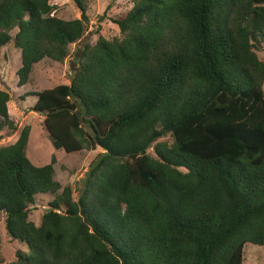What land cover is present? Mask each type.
I'll list each match as a JSON object with an SVG mask.
<instances>
[{
    "label": "trees",
    "instance_id": "16d2710c",
    "mask_svg": "<svg viewBox=\"0 0 264 264\" xmlns=\"http://www.w3.org/2000/svg\"><path fill=\"white\" fill-rule=\"evenodd\" d=\"M72 1L80 18L63 20L49 0H0L17 88L75 45L70 83L27 95L53 148L102 150L74 198L55 156L27 158L28 126L0 147V217L24 246L6 264H243L264 246V0H133L94 40ZM9 101L0 90V140L17 132Z\"/></svg>",
    "mask_w": 264,
    "mask_h": 264
},
{
    "label": "rangeland",
    "instance_id": "374dc122",
    "mask_svg": "<svg viewBox=\"0 0 264 264\" xmlns=\"http://www.w3.org/2000/svg\"><path fill=\"white\" fill-rule=\"evenodd\" d=\"M133 0H87V15L90 18V40H94L96 32L110 39L118 34L116 26L107 17H115L120 12L129 9ZM54 6L53 15L63 20L80 18V11L72 0H49ZM104 13L106 18L99 22L98 18ZM15 32V31H14ZM13 32V33H14ZM12 33V34H13ZM70 56L62 63H56L44 59L34 65L30 74L28 84L17 88L16 71L19 68V52L12 45H7L1 50L0 58V90L10 95L7 104L10 119L16 124L17 132L11 137L0 140V147L12 144L18 137L20 130L28 126L30 128L26 156L29 161L37 167L44 166L50 162L51 156H55L54 180L61 187L70 186L73 197L76 198L78 187L94 162L96 157L102 153L100 148L94 151L83 150L72 154H66L63 150L56 151L48 138L43 121L44 116L32 111L35 104L34 96L28 93H38L45 89H51L58 85H68L76 69V64L70 63L71 55L75 45L70 47ZM259 59L264 62V53H258ZM264 92V83H263ZM166 139H161V141ZM152 149L148 151L151 153ZM44 196V197H43ZM52 196L39 195L34 206L30 207L29 220L36 226L40 224L41 216L48 209V203ZM24 250V246L17 241H12L7 236L3 217H0V259L2 264L15 260V252ZM243 264H264V246L246 244L244 247Z\"/></svg>",
    "mask_w": 264,
    "mask_h": 264
}]
</instances>
